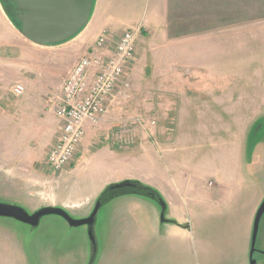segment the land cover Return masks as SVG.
I'll return each mask as SVG.
<instances>
[{"label":"rangeland","instance_id":"obj_1","mask_svg":"<svg viewBox=\"0 0 264 264\" xmlns=\"http://www.w3.org/2000/svg\"><path fill=\"white\" fill-rule=\"evenodd\" d=\"M250 1L237 10L193 11L192 15L210 24L220 19H236L241 24L256 22V26L249 24V50L257 53L256 58L250 59V67L258 73V84L264 80V0ZM97 34L87 32V38L94 42ZM240 41L238 50L235 44L233 52L238 51L234 59L236 62L239 55L237 59L243 66L249 61L244 55L248 48L244 38ZM141 45L138 40L135 59L129 64V87L121 88L116 97L119 108L112 111L130 125L127 135L132 136L134 128L135 138L127 144L130 160L139 158L137 147L142 141L157 150L160 147L163 160L158 158V161L163 165L164 161H170L171 173L179 184L168 188L180 200L189 201L199 194V181L202 188L208 183L204 176L208 174L206 161L219 158L220 163L230 164L221 180L241 179L244 203L253 206L255 200L257 210L264 199V107L260 106L263 86L256 84L257 104H241L235 113L223 111L219 120H203L196 115L183 122L168 96L170 91L156 80L158 75L153 76L151 59L148 63L146 58L140 59ZM94 50L92 47L85 55ZM63 53L61 48L48 49L26 38L0 0V202L23 207L28 213L44 206L66 204L75 207L74 212L66 210L79 219L77 211L87 215L93 210L96 194L92 192L93 184H98L108 173L96 169L105 162V157L92 155L87 150L82 151L76 164L73 162L62 171H54L47 164L51 133H59L62 124L52 101L60 93L58 86L65 78L61 76L74 58L72 52ZM163 76L167 81V74ZM17 84L25 86L21 96L13 92ZM199 108V104L189 106L193 113H199ZM105 117L95 124L104 128L93 131L88 139L92 147L107 143L111 132H118L117 126H110ZM139 117L144 121H139ZM85 137L86 132L77 156ZM137 168L135 162H129L130 171ZM154 190L167 201L164 189L163 192ZM236 205V200L227 202L224 215L214 219L218 230L210 231L204 244L195 245L169 235L167 231L171 227L185 229L187 225L171 218L168 206L165 216L169 222L164 223L161 207L154 199L138 193L120 194L98 212L94 231L101 249L94 263L89 262L91 246L87 225L72 227L63 217L54 214L44 216L37 227L0 217V264H238L242 232L239 217L234 216ZM177 208L180 214L187 213L184 200ZM120 216L128 218L130 223L120 222ZM257 246L264 248V216ZM255 258L257 264H264V255L256 253ZM245 261L249 264V258Z\"/></svg>","mask_w":264,"mask_h":264},{"label":"crops","instance_id":"obj_2","mask_svg":"<svg viewBox=\"0 0 264 264\" xmlns=\"http://www.w3.org/2000/svg\"><path fill=\"white\" fill-rule=\"evenodd\" d=\"M250 2V0H96L92 18L85 29L64 43L46 47L61 48L64 51L63 55L70 52L74 54L73 60L68 63L61 76L64 78L79 59L95 47L99 33H102L104 29L119 35L129 27H141L140 59L146 58L147 63L151 59L149 65L152 74L158 75L156 80L162 83L163 89L170 91L168 96L174 102L176 112L182 116V121H190L192 116L196 115L201 116L203 120H219L223 111L235 113L241 104L246 106H251V102L257 104L256 80L258 78L256 76L258 73L253 72L250 67V59L256 58L257 53L249 50V36H251L249 26L252 24L256 26V22L249 21L241 24L236 19H220L217 23L210 24L209 21L194 19L192 14L193 11L203 10H237L242 8V4ZM238 27H243L244 30L241 31ZM252 31L255 32L256 28H252ZM87 32L88 34L98 33L94 42L87 38ZM242 38L245 41V48H248L244 55L249 58L243 66L237 59L239 55L236 57L237 63L235 62L234 58L238 51L233 52L234 45L236 44L237 49V44H240ZM166 74L167 81L163 76ZM257 85L264 88V80H260ZM198 104L200 105L199 113L189 110V106ZM260 106L264 107V97ZM117 120L119 123L116 125ZM121 120L112 112L105 117V121L109 122L110 126H117L118 132L112 131L113 133L109 135L111 140L97 147L93 146L94 148L88 139L93 136V131L96 132L104 127L90 123L85 127L86 137L74 164L82 151L87 150L92 155L98 154L105 157V162H101L96 169L108 173L103 180H99L98 184H93L92 192L96 193L94 202L108 186L125 180H136L150 188L152 186L162 192L165 190L171 218L187 225L185 229L179 226L171 227L167 232L170 236L181 237L186 244L197 245L198 242L204 244L208 241L210 231L218 230L216 218L221 214L224 215L223 211L227 207V202L236 200L234 216L239 217V230L241 229L242 232L241 253L236 255V260L238 264H246L245 258L250 259L251 235L257 212L256 202L254 200L253 206L250 203L245 204V189H241L240 184L243 182L241 179L233 177L226 181L221 180V177L224 178L223 173L226 167L230 164L220 163L219 158L206 161L209 163L208 166L206 165L208 174L204 176L208 183L202 188V183L199 181V194L195 196L196 198L193 197L189 201L187 198L180 200L176 196L178 194L168 188L172 184L178 187L179 184L171 173L170 161H164V165L158 161V158L163 160L160 147L157 150L142 141L137 147L139 158L130 160L128 143L121 142L119 137H131L133 141L134 128L132 127L131 130L132 136L127 135V126L130 125ZM59 133L58 131L51 133V147L56 143ZM130 161L135 162L138 167L134 172L128 169ZM219 174L220 179H218ZM183 200L187 213L180 214L177 205ZM60 207L75 210L74 206L66 204ZM76 213L80 214L81 218L88 215L82 211ZM120 222L130 223L128 218L122 219V217ZM157 226H159L158 221Z\"/></svg>","mask_w":264,"mask_h":264},{"label":"built area","instance_id":"obj_3","mask_svg":"<svg viewBox=\"0 0 264 264\" xmlns=\"http://www.w3.org/2000/svg\"><path fill=\"white\" fill-rule=\"evenodd\" d=\"M140 32L141 27H130L115 37L104 29L95 50L82 56L63 79L60 93L52 101L62 122L47 157V164L54 171H62L75 161L87 124H98L119 108L116 97L121 88L129 87V64L135 59ZM13 92L21 96L25 86L17 84ZM138 120L144 121L143 117ZM119 139L123 143L132 141L131 137Z\"/></svg>","mask_w":264,"mask_h":264},{"label":"water","instance_id":"obj_4","mask_svg":"<svg viewBox=\"0 0 264 264\" xmlns=\"http://www.w3.org/2000/svg\"><path fill=\"white\" fill-rule=\"evenodd\" d=\"M14 5L13 15L21 24L20 32L33 43L43 46L58 45L77 36L85 29L92 18L96 0H3ZM125 193H138L154 199L161 207V221L166 218L167 203L159 193L136 180H125L108 186L100 195L92 213L88 217L74 218L69 212L59 206H44L34 213H28L23 207L0 202V217H8L39 226L46 215H59L72 227L87 225L90 237L93 238V227L96 224L99 210L114 197ZM264 216V199L259 205L253 223L250 264H257L255 253L261 221Z\"/></svg>","mask_w":264,"mask_h":264},{"label":"flooded vegetation","instance_id":"obj_5","mask_svg":"<svg viewBox=\"0 0 264 264\" xmlns=\"http://www.w3.org/2000/svg\"><path fill=\"white\" fill-rule=\"evenodd\" d=\"M5 5L9 9V11L13 14L14 13V5H12L10 3H5ZM99 197H98V199H99ZM96 202H95V205H96ZM92 211L86 217H88L92 213ZM94 228H95V226L92 229V231H93V238L90 237L89 228H87V234H88L89 241H90V246H91V248H90L91 251H90V256H89V262H91V263H94L95 261H97L99 259L98 256H99V252H100V249H101L100 246H99V244H98V239H97V236L95 234ZM256 253H260V254L264 255V248H260L259 251H257ZM249 261H250V259H249Z\"/></svg>","mask_w":264,"mask_h":264},{"label":"trees","instance_id":"obj_6","mask_svg":"<svg viewBox=\"0 0 264 264\" xmlns=\"http://www.w3.org/2000/svg\"><path fill=\"white\" fill-rule=\"evenodd\" d=\"M13 17H14V19L17 21V23H18V26H19V28L21 27V24L18 22V20L16 19V17L13 15ZM152 189V188H151ZM154 190V189H153ZM155 191V190H154ZM156 193H157V191H156Z\"/></svg>","mask_w":264,"mask_h":264}]
</instances>
